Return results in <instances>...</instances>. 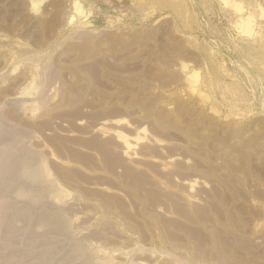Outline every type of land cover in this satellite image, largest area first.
I'll return each mask as SVG.
<instances>
[{
    "label": "rangeland",
    "instance_id": "rangeland-1",
    "mask_svg": "<svg viewBox=\"0 0 264 264\" xmlns=\"http://www.w3.org/2000/svg\"><path fill=\"white\" fill-rule=\"evenodd\" d=\"M0 264H264V0H0Z\"/></svg>",
    "mask_w": 264,
    "mask_h": 264
},
{
    "label": "bare ground",
    "instance_id": "bare-ground-1",
    "mask_svg": "<svg viewBox=\"0 0 264 264\" xmlns=\"http://www.w3.org/2000/svg\"><path fill=\"white\" fill-rule=\"evenodd\" d=\"M0 229H1V226H0Z\"/></svg>",
    "mask_w": 264,
    "mask_h": 264
}]
</instances>
